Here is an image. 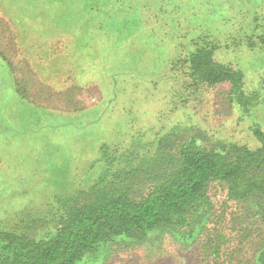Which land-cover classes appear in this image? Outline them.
Returning a JSON list of instances; mask_svg holds the SVG:
<instances>
[{
  "label": "rangeland",
  "instance_id": "1",
  "mask_svg": "<svg viewBox=\"0 0 264 264\" xmlns=\"http://www.w3.org/2000/svg\"><path fill=\"white\" fill-rule=\"evenodd\" d=\"M202 46L243 73L257 105L242 109L227 84L193 83L186 59ZM256 129L264 131V0H0V228L29 211L45 218L35 232L53 229L57 197L88 189L107 154L151 158L172 131L207 149H255ZM208 192L199 243L163 233L101 247L83 264H211L209 237L224 240L225 264H254L264 223L224 184Z\"/></svg>",
  "mask_w": 264,
  "mask_h": 264
},
{
  "label": "trees",
  "instance_id": "2",
  "mask_svg": "<svg viewBox=\"0 0 264 264\" xmlns=\"http://www.w3.org/2000/svg\"><path fill=\"white\" fill-rule=\"evenodd\" d=\"M186 64L194 84H227L232 102L247 111L257 105L258 95L244 90L243 73L218 63L208 46L191 53ZM254 133L260 144L255 149H207L172 131L151 158L138 161L129 151L105 155V169L88 189L57 197L61 213L53 229L35 232L45 218L29 211H22L15 226L0 228V264H83L101 247L119 241L137 245L163 233L199 243L213 207L208 192L213 182L224 184L230 201L264 223V131ZM223 243L209 237L204 245L211 264H225ZM254 264H264V235Z\"/></svg>",
  "mask_w": 264,
  "mask_h": 264
}]
</instances>
